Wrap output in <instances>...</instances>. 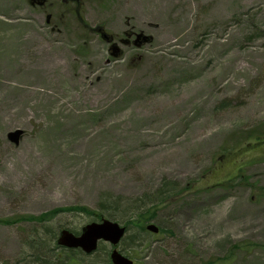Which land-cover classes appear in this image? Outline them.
<instances>
[{"label": "rangeland", "instance_id": "1", "mask_svg": "<svg viewBox=\"0 0 264 264\" xmlns=\"http://www.w3.org/2000/svg\"><path fill=\"white\" fill-rule=\"evenodd\" d=\"M259 134L264 0H0V264L102 218L133 264H264Z\"/></svg>", "mask_w": 264, "mask_h": 264}, {"label": "water", "instance_id": "2", "mask_svg": "<svg viewBox=\"0 0 264 264\" xmlns=\"http://www.w3.org/2000/svg\"><path fill=\"white\" fill-rule=\"evenodd\" d=\"M23 130L16 128L7 133L9 141L17 145L22 136ZM145 228L153 233L158 231V227L150 222ZM125 227L119 223L102 218L100 221H92L82 226L79 234H74L64 228L59 231L56 243L67 248H80L86 254L93 252L99 240L108 241L112 245L117 244L124 235ZM109 258L112 264H133V260L115 247L110 251Z\"/></svg>", "mask_w": 264, "mask_h": 264}, {"label": "trees", "instance_id": "3", "mask_svg": "<svg viewBox=\"0 0 264 264\" xmlns=\"http://www.w3.org/2000/svg\"><path fill=\"white\" fill-rule=\"evenodd\" d=\"M263 139H264V134H259V135L255 136V138H254L255 142L262 141ZM132 208L139 209V210L135 211L136 212L135 224L137 227L143 229L144 225L149 220L152 219V216L149 215V212L152 209L151 206L148 208H142V206H140L137 203V205H135V207H132ZM76 209L79 211H86V209L84 207H77ZM45 217H48V216H45ZM32 245H33L32 248H34V249L36 248L35 249L36 251L32 252L29 255L30 258H24L22 260L23 264H80L75 257L77 255V253H83L79 249L64 248V247L58 246L55 242L52 250L53 251H60V253L63 254V258H55L54 257L55 254L53 255V257L50 255L51 257L49 258L47 255L50 254L49 251L51 248H48L47 243L42 241V238L34 240L32 242ZM39 250H40V252H43V256H41V257H38ZM83 255H84V253H83ZM86 255H90V254H86ZM106 262L108 264H110V259H107Z\"/></svg>", "mask_w": 264, "mask_h": 264}, {"label": "bare ground", "instance_id": "4", "mask_svg": "<svg viewBox=\"0 0 264 264\" xmlns=\"http://www.w3.org/2000/svg\"><path fill=\"white\" fill-rule=\"evenodd\" d=\"M22 59V58H21ZM21 62H23V60H20ZM50 60L48 59V58H46V57H43V59L41 60V62L40 63H38V64H34L32 67L34 68V69H38V70H40V72L42 73V74H48L49 73V71L52 69V68H50ZM31 67V66H30Z\"/></svg>", "mask_w": 264, "mask_h": 264}, {"label": "flooded vegetation", "instance_id": "5", "mask_svg": "<svg viewBox=\"0 0 264 264\" xmlns=\"http://www.w3.org/2000/svg\"><path fill=\"white\" fill-rule=\"evenodd\" d=\"M72 1H73V0H72ZM74 2H75V3H78V2H79V0H74Z\"/></svg>", "mask_w": 264, "mask_h": 264}]
</instances>
